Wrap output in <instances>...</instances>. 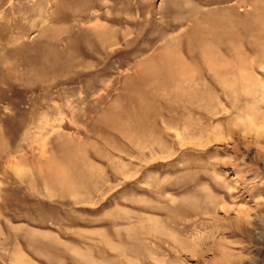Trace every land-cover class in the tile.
Listing matches in <instances>:
<instances>
[{
	"label": "rangeland",
	"instance_id": "obj_1",
	"mask_svg": "<svg viewBox=\"0 0 264 264\" xmlns=\"http://www.w3.org/2000/svg\"><path fill=\"white\" fill-rule=\"evenodd\" d=\"M0 264H264V0H0Z\"/></svg>",
	"mask_w": 264,
	"mask_h": 264
},
{
	"label": "bare ground",
	"instance_id": "obj_2",
	"mask_svg": "<svg viewBox=\"0 0 264 264\" xmlns=\"http://www.w3.org/2000/svg\"><path fill=\"white\" fill-rule=\"evenodd\" d=\"M104 27V29L102 30V31H99V32H97V37H98V39H101L103 42H106L105 41V36H106V34H107V32L109 31V27H107V26H103ZM98 31V30H97ZM193 34V33H192ZM196 34V33H195ZM207 35V34H206ZM196 36V35H195ZM87 37V36H86ZM107 37V36H106ZM193 37H194V35H193ZM85 38V37H84ZM89 38V37H88ZM189 39V38H188ZM84 40V39H83ZM195 40V39H194ZM202 41V40H201ZM200 39L197 41V43L199 44L200 42ZM192 42V41H191ZM190 42V43H191ZM205 43V42H204ZM202 44V43H201ZM206 44V43H205ZM191 45V44H190ZM205 46V45H204ZM206 46H207V44H206ZM206 48V47H205ZM211 51L209 50H207V49H204V52H203V57L205 58V60L207 61V62H210V64H209V69H210V71H212L213 73H217V74H220L221 72H223V70H222V68H220V67H222V65L221 64H218V65H221L220 67H215V65L214 66H211V60H216V59H214L212 56H211ZM215 55V54H214ZM211 57H212V59H211ZM218 60V59H217ZM215 63V62H214ZM164 65V64H163ZM157 69V68H156ZM177 72L178 73H181V74H184V69H177ZM187 72V71H186ZM161 73V72H160ZM158 75V74H157ZM186 76V75H185ZM160 78V77H159ZM189 82V81H188Z\"/></svg>",
	"mask_w": 264,
	"mask_h": 264
}]
</instances>
